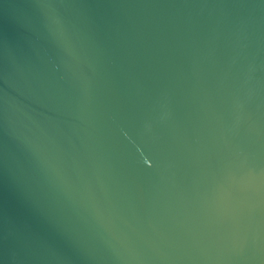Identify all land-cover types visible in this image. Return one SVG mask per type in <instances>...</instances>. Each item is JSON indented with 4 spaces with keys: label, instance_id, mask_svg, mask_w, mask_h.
Masks as SVG:
<instances>
[{
    "label": "water",
    "instance_id": "obj_1",
    "mask_svg": "<svg viewBox=\"0 0 264 264\" xmlns=\"http://www.w3.org/2000/svg\"><path fill=\"white\" fill-rule=\"evenodd\" d=\"M0 264H264V0H0Z\"/></svg>",
    "mask_w": 264,
    "mask_h": 264
}]
</instances>
